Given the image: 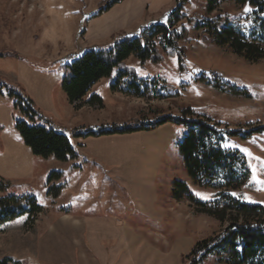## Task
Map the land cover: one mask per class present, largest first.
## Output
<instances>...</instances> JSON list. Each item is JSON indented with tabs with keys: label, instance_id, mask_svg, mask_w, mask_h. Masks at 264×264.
Masks as SVG:
<instances>
[{
	"label": "rangeland",
	"instance_id": "1",
	"mask_svg": "<svg viewBox=\"0 0 264 264\" xmlns=\"http://www.w3.org/2000/svg\"><path fill=\"white\" fill-rule=\"evenodd\" d=\"M110 1L0 0V182L9 186L0 197L29 195L44 208L35 221L22 215L0 225V264H189L196 244L228 222L189 199L207 203L226 189L202 187L189 174L179 149L188 126L157 123L189 116L187 109L239 132L225 135L223 149L241 153V172L249 176L230 192L264 208V60L247 61L194 29L220 15L250 31L260 21L253 9L225 2L209 14L206 0H188L185 13L194 23L184 21L191 38L182 43L183 60L165 54L159 64L127 61L152 98L113 90L115 71L71 103L63 89L68 65L166 23L177 6L176 0H123L95 17ZM221 84L248 96L223 92ZM93 96L100 102L91 104ZM26 98L43 117L36 123L66 134L76 157L46 159L25 145L15 123L29 121L16 108L28 109ZM57 186L60 196L50 199ZM205 264L218 263L211 257Z\"/></svg>",
	"mask_w": 264,
	"mask_h": 264
},
{
	"label": "trees",
	"instance_id": "2",
	"mask_svg": "<svg viewBox=\"0 0 264 264\" xmlns=\"http://www.w3.org/2000/svg\"><path fill=\"white\" fill-rule=\"evenodd\" d=\"M121 1L123 0L110 1L95 17L106 13ZM176 1L177 6L166 23L152 24L144 28L139 35L117 40L105 49L87 51L68 65L63 89L70 102L82 100L94 84L110 77L115 71L118 77L112 85L113 90L129 96L152 98L154 94L145 84L146 81L138 78L135 71L127 65V61L135 58L142 64H159L164 60L165 54L178 56L180 61L183 60L188 50L182 43L191 38V31L184 21L191 24L194 23V18H188L185 13L188 0ZM206 1L209 14L225 2H235L240 6L251 7L254 17L260 20L249 31L248 26L240 20L231 22L220 15L208 17L194 26L195 30L203 31L206 42L226 46L231 52L250 62L264 60V0ZM223 85V92L248 96L246 90L236 85L221 84ZM100 100L98 96H93L89 102L97 104ZM25 102L29 105L28 109L20 108L21 103H17L16 108L19 111L21 109L29 121L17 117L15 123L25 145L36 155L46 159L53 157L68 161L76 157L69 137L57 132L48 125L49 122L36 123L43 117L33 108L30 99L26 98ZM185 113L189 116H166L157 123L173 121L188 126L189 132L179 144V149L189 174L202 187L226 189L207 203L196 201L193 194L188 195L189 199L196 203L199 209L217 216L222 222H228V226L219 234L196 244L189 254V264H205L211 257L216 258L218 264H264V208L243 202L230 192L240 188L249 176L248 171L241 172V153L238 150L223 149L225 135L239 136V132L229 128L225 131L210 119L196 116L190 109L185 110ZM179 184L184 187L182 183ZM56 189L57 191L49 189L50 199L60 196L62 186H57ZM8 190L9 186L0 182V192L7 194ZM43 209L33 196L0 197V225L22 215H28L30 221H35ZM10 261L4 260L1 264H8Z\"/></svg>",
	"mask_w": 264,
	"mask_h": 264
},
{
	"label": "snow or ice",
	"instance_id": "3",
	"mask_svg": "<svg viewBox=\"0 0 264 264\" xmlns=\"http://www.w3.org/2000/svg\"><path fill=\"white\" fill-rule=\"evenodd\" d=\"M246 11H251V9H246ZM165 22H167V21L165 20ZM225 147H228V145L226 144ZM236 147H239V146L237 145ZM243 151H244L245 153L251 154L249 149H246V148H245V149H243ZM198 195H200V194H198ZM233 195H236V194L233 193ZM205 198L207 199L208 197H205Z\"/></svg>",
	"mask_w": 264,
	"mask_h": 264
}]
</instances>
